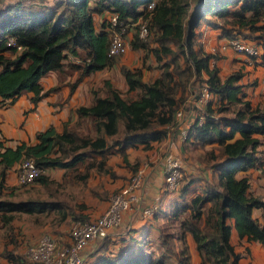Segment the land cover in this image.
I'll return each instance as SVG.
<instances>
[{
  "label": "trees",
  "instance_id": "1",
  "mask_svg": "<svg viewBox=\"0 0 264 264\" xmlns=\"http://www.w3.org/2000/svg\"><path fill=\"white\" fill-rule=\"evenodd\" d=\"M150 1L152 5L147 6ZM103 11L116 14L124 26L123 34L132 28L130 48L144 51L141 61L151 55L153 63L146 66L159 68L158 74L147 81L142 63L130 67L118 61L125 90L103 79V94L93 88L90 102L74 107L76 119L90 120L92 135L67 123L60 130L51 123L36 129L31 142L19 139L7 144L0 135V192L7 172L23 157H31L45 168H67L87 156H98L85 167L107 172L108 148L114 146L126 163L127 147H147L163 139L169 125L175 123V110L190 104L195 114L188 120L184 140L205 148L197 159L202 164L199 168L208 169L209 174L205 171V176L198 177L188 172L179 192L183 195L197 177L203 186L170 207H161L159 202L145 216L159 242L153 243L145 230L136 235L133 227L125 225L114 238L98 240L94 258L86 264H189L185 233L194 242L197 264H240L229 240L231 226L238 237L264 243V222L251 214L254 207L264 209V199L248 189L246 174L235 175L264 160L259 147L264 136V99L250 101L240 81V67L220 75L219 66L209 60L217 58L222 49L204 51L194 43V29L203 20L218 28L224 38L248 40L258 50L252 57L264 65V0H52L50 5L15 0L0 4V104L4 99L12 102L25 91L31 92L29 100L35 103L57 87L42 89L40 77L49 70L63 74L75 69L77 80L111 65L118 53L107 51L108 18L96 24L92 18L93 12ZM139 22L146 28L143 37L137 32ZM9 37L13 44L6 43ZM201 86L209 92L205 102L192 105L185 101L190 94L196 99ZM85 176L86 171L78 173L80 178ZM46 179L40 173L32 182ZM48 204L34 198L0 196V219L8 220L12 212H38ZM114 243L116 247H112ZM0 254L22 262L10 250Z\"/></svg>",
  "mask_w": 264,
  "mask_h": 264
},
{
  "label": "crops",
  "instance_id": "2",
  "mask_svg": "<svg viewBox=\"0 0 264 264\" xmlns=\"http://www.w3.org/2000/svg\"><path fill=\"white\" fill-rule=\"evenodd\" d=\"M32 3L50 5L52 4V0ZM106 16V11H103L100 14L96 12L92 13L93 22L95 24ZM194 32V43L200 46L204 51H211V49L216 46L218 42L224 39V36L219 35L218 28L209 26L203 20L198 22ZM124 35L128 46L131 32L128 30L124 33ZM134 49L136 50H134L133 53L141 50V48H139V50L138 48ZM149 57H151V55H148V58ZM150 60L149 62H151ZM121 62L126 63L123 58L121 59ZM209 62H214L219 66L220 75L240 67L243 71L240 81L244 84V89L247 92L250 101L255 103L257 101L261 102L264 99V89L262 87V80L264 79V65L258 63L257 57H249L244 54L234 52V50L228 47L226 49H222L217 58H210ZM113 65L116 66V64ZM113 65H110L109 68L103 67L101 69L90 71L83 74L77 80L74 78L76 74L75 70H67L64 75L59 73L57 70H49L40 77L42 89L53 87L55 85L57 87L55 89H49L46 94H44L35 103L29 100V96L31 95L30 91L22 92L12 102H7V99L1 100L0 135L5 137V143L13 144L19 139L31 142L33 141L34 131L45 127L48 123L53 124L56 130H60L62 128L61 124L68 122L66 118L68 119L69 117L70 119L76 116L74 112L75 106L79 104H88L90 102V85H92V89L95 86V84H93L94 74H98V77L96 78L97 80L95 79L96 82L100 79L108 78L112 85L117 87L119 90H125L126 84L123 76H121L119 72L117 73L116 67ZM148 70L149 68L142 69L143 79L147 81L151 80L159 72V68L155 66L151 67L150 71ZM114 75L117 76V80H114ZM191 96V94L186 96L185 101L188 100V102L193 105L195 103L193 101V97ZM180 108H182L183 111L184 122L188 123V120L194 116L195 110L190 107V104H186L184 107ZM24 111H26V113H22ZM18 119H23L25 129H19L16 124H14L16 122L18 124ZM58 121L60 124L57 123ZM25 132H27L26 135H24ZM178 133L179 132L176 130L173 132L168 131L163 139L166 141L160 142L163 146L167 143L170 144L168 146V152H172L180 156L181 164L182 166L185 165V167L188 168V172L196 173L199 175L198 177H202V175L205 176V171L209 174L208 169L199 168L202 164L197 163L195 157L196 153H194V151L199 150L200 145L192 142L190 139L179 142V140H177ZM169 135H172L171 138L173 139L172 140L170 138V142H168V140H170ZM261 140L262 143L259 145L261 148L260 155L264 158V136H261ZM198 152L199 151H197V153ZM165 153L166 152H164V154ZM164 154L162 155V158H156V160L151 162L150 165H146L145 162H142V183L138 188H136V193L140 196L139 201L135 204L134 208L124 211L122 217V226L127 225L134 227L135 229L133 233L136 235L145 230L147 232V237L153 240V243L157 242L158 236L152 223L144 219L145 215H143L140 211L141 205L156 199L161 203V207L165 205L170 207L177 201L186 200L190 191L194 188L195 190H199L203 186L202 179L197 177L198 179L196 178V180L188 186V188L193 187V189L185 191L183 195H180V193H174L173 195L170 194L171 192L166 193L165 191L167 190L163 187V179L161 175V164ZM193 163L195 165H193ZM192 165L195 167V170L190 169L192 168ZM241 174H246L248 176V189L252 193L257 194L264 199V160L260 165H255L245 170H238L235 173V175ZM251 214L256 217L259 222H264V209L254 207L251 210ZM159 218L161 219L160 216ZM132 221H134V224H132ZM184 239L189 253V264H197L199 256L195 250L192 238L188 233H185ZM229 240L232 244L233 250L239 253L240 258H238V262L240 264H264V244L258 242L257 240H246L244 236L238 237L232 226L230 228ZM173 244L175 247L178 246L176 239L173 240Z\"/></svg>",
  "mask_w": 264,
  "mask_h": 264
},
{
  "label": "rangeland",
  "instance_id": "3",
  "mask_svg": "<svg viewBox=\"0 0 264 264\" xmlns=\"http://www.w3.org/2000/svg\"><path fill=\"white\" fill-rule=\"evenodd\" d=\"M12 1L15 0H0L3 5L4 3ZM26 1L28 3H32L45 0H25V2ZM128 30L132 32L131 27H129ZM123 38L125 47L122 52L115 56L116 59L111 63V65L116 64V66H113L116 67L117 73H120L118 61L121 63L122 58L126 61V63L128 62L127 64L130 67L137 66L142 63L143 66L141 65V67L143 69H147L148 67L146 64L149 63L151 57L148 58L147 56L146 59L144 58L145 60L141 61V58L144 57V51L140 50L133 53L136 49L130 48L129 45L127 46L124 34ZM150 61V64L153 63L152 58ZM109 66L104 68H109ZM69 70L70 69H68V71ZM148 71H150V68ZM75 73L77 74V70H75ZM97 77L98 74H94V88H96L99 94H103V79L105 78L96 82ZM116 77V75L113 76L114 80H117ZM91 87L92 85H90V90L92 89ZM193 90L195 91L194 87L192 88V91ZM22 113H26V111ZM66 120L68 121L66 122L68 127H73L78 132L83 134H93V129L89 119H76V117L69 119L68 117ZM57 123L60 124L59 121ZM14 124H16L19 129H25L23 119H18V124L17 122ZM183 124L184 120H180L179 118L175 119V123L170 127L169 132H173L174 130L178 131V127ZM26 134L27 132L24 133V135ZM171 136L172 135H169V139ZM163 139L160 141H166ZM171 139L168 140V142H170ZM160 141H153L147 147H144L141 144L127 147L125 152L127 158L126 163L122 159L121 154L118 151H115L114 146L108 148L106 150L104 162L109 169L107 172L98 171L94 167H85L87 161H94V158L98 159V156H87L84 160L76 162L73 167L46 168L44 171V174L47 176L45 182L31 181L29 183L19 185L14 179L16 171L15 166L10 169L5 176L4 188L0 192V196L11 199L34 198L44 200L49 204L43 206V208L38 212H12V217L8 220L3 221L0 219V251L3 249L10 250L12 254L18 255L19 260L22 261H12L7 256L0 254V264H37L28 259L25 252L26 246L34 243L43 232H49L56 236L60 241H65L67 239L68 225L72 220H83L97 216L107 205L112 193L124 184V180L127 178V175L134 171L138 166L141 167L142 162H145L146 165H150L151 162L156 160V158H162L164 152L169 151L168 146L170 144L167 143L164 147ZM203 148V146H200L199 150L194 151V153H196L195 155H197L195 156L197 163H200L197 158L201 154V151H204L205 148ZM197 151L199 152L197 153ZM193 165L195 164L193 163ZM193 165L190 169L195 170ZM84 171H86V176L84 178L78 177V173H82ZM181 172L183 175L182 183H184L186 180L185 178L187 177L186 174L188 173V168H186L185 165L182 166ZM179 189L180 187L177 191L171 192L170 194L173 195L174 193H180ZM189 189H193V187H190L187 190ZM165 192L169 193V191ZM62 213H64V215H62ZM147 217H144V219H147ZM132 224H134V221H132ZM260 243L264 244L263 242ZM91 246L92 245L90 244L85 248V264L87 261L94 258V246L92 248ZM112 247H116V244Z\"/></svg>",
  "mask_w": 264,
  "mask_h": 264
},
{
  "label": "built area",
  "instance_id": "4",
  "mask_svg": "<svg viewBox=\"0 0 264 264\" xmlns=\"http://www.w3.org/2000/svg\"><path fill=\"white\" fill-rule=\"evenodd\" d=\"M152 1L147 3L151 6ZM110 23V38L108 43V53H120L124 49V26L116 19V14L110 12L107 15ZM138 35L143 37L146 34V28L143 22L138 23ZM7 44H13V40L9 37ZM17 47H19L17 45ZM231 48L235 51H241L244 55L252 57L257 55L258 50L255 45L241 37H226L218 42L211 51L218 49ZM264 89V79L262 80ZM209 97V92L204 86H201L195 104H202ZM174 118L184 119L182 108H178L174 112ZM177 122V121H176ZM181 123L180 121H178ZM172 125H169V129ZM187 123L178 127L177 140L182 141L186 135ZM169 131V130H168ZM181 157L172 152H166L163 156L161 164V175L163 179V187L169 192H175L181 185ZM15 182L19 185L29 183L34 177L40 173H44L45 167L36 164L31 157H23L15 165ZM142 167H137L132 171L124 184L112 193L105 208L95 217L89 219H74L67 229V239L60 241L56 236L49 232H43L34 243L26 246L25 252L30 261L37 264H85V248L88 245L95 246L98 240L104 236L114 238L118 231H121L123 212L134 208L139 201L140 196L136 193L142 183ZM158 200H151L141 205L140 211L143 215H150L158 206Z\"/></svg>",
  "mask_w": 264,
  "mask_h": 264
}]
</instances>
